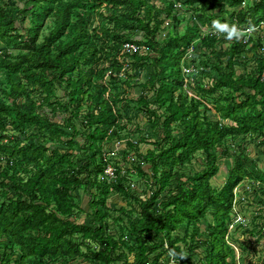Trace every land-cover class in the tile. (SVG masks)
<instances>
[{
    "label": "trees",
    "instance_id": "16d2710c",
    "mask_svg": "<svg viewBox=\"0 0 264 264\" xmlns=\"http://www.w3.org/2000/svg\"><path fill=\"white\" fill-rule=\"evenodd\" d=\"M194 17L257 27L264 0H0V264H236L235 189L264 194L243 147L264 154V30L248 47Z\"/></svg>",
    "mask_w": 264,
    "mask_h": 264
},
{
    "label": "rangeland",
    "instance_id": "374dc122",
    "mask_svg": "<svg viewBox=\"0 0 264 264\" xmlns=\"http://www.w3.org/2000/svg\"><path fill=\"white\" fill-rule=\"evenodd\" d=\"M157 3H159V1H157ZM187 16H192V11L189 10ZM187 16L186 18H188ZM183 27L184 26H180V30H183ZM241 39L244 40V37ZM13 52H16V50H13ZM248 66V71H251L252 65L249 63ZM243 69V67L239 68V73H242ZM138 75H140L141 82H143L146 79L145 77H147V73L145 72L143 74L138 72ZM101 82L102 81L100 80L99 83ZM140 91L141 89L139 87L135 88L134 95L138 96ZM132 117L134 118V123L136 126L140 125L143 127V123L140 122L139 116L136 115V112L132 114ZM134 130H136V127ZM240 142L241 141L238 140L236 144L238 145ZM243 147L246 155H248L250 158L258 160L259 166L264 169V154L262 153L261 148L257 147V145L252 142L243 143ZM152 148L153 145L150 144H143L141 146V150L145 153ZM114 156H117V154L115 153ZM120 161H123L122 157H120ZM219 164L220 172L218 176L212 180L214 186L223 185L225 178L227 177V172L233 164V158H221ZM119 165L120 167L123 166L124 168L127 166L125 162H120ZM258 189L259 185L256 184V186L253 188L251 187L249 181L242 182L235 189L238 199L241 198L245 200L243 205L238 204L235 207L234 212H236L235 214H238V216L235 219V223L230 225V234L228 236L231 246L236 251V264H264V203H260L258 201L260 198L264 200V194L258 192ZM109 202L113 206H127L126 202L117 194L113 195L109 199ZM259 217L261 218L259 219ZM257 223H259L262 227L256 228ZM184 228L185 227L179 231V234H184ZM78 264L86 263L81 261Z\"/></svg>",
    "mask_w": 264,
    "mask_h": 264
},
{
    "label": "built area",
    "instance_id": "2783aa9c",
    "mask_svg": "<svg viewBox=\"0 0 264 264\" xmlns=\"http://www.w3.org/2000/svg\"><path fill=\"white\" fill-rule=\"evenodd\" d=\"M244 4H243V7H244ZM173 7H174L176 13L179 14L181 17L187 16L189 8L187 6H185L184 4H182L181 2H175ZM194 20L197 22V24H199V21L196 17H194ZM247 29H249V28H247ZM247 29H245V30H247ZM250 29H251V31H247V34L244 36V41L249 44L248 47L252 46V44L250 42L251 39L261 37L260 32L264 30V23H262L261 25H259L257 27H251ZM199 30H200V34L202 35V37H216V38L220 37V33L214 31L212 27L202 26L199 24ZM256 34H257V36H256ZM202 37L196 39L190 45V47H189V49L185 55V61L184 62L188 61V64L187 65L185 64L183 66L182 71H183V74H184L187 82H193V80H194L191 75L196 71L197 67H195L194 64L190 63V60H192L194 54L198 53L199 43H200ZM123 49L125 50L126 53H128L130 55L141 52L140 46H138L136 43H126L124 45ZM263 51H264V48H263ZM125 65H126V67L128 66L127 63ZM123 73H122V76L126 77V75H124ZM259 78H260L261 83L264 84V59H263V70L260 73ZM105 173L110 179H117L118 178L116 168H114L111 165H109L107 167Z\"/></svg>",
    "mask_w": 264,
    "mask_h": 264
},
{
    "label": "clouds",
    "instance_id": "9594fccd",
    "mask_svg": "<svg viewBox=\"0 0 264 264\" xmlns=\"http://www.w3.org/2000/svg\"><path fill=\"white\" fill-rule=\"evenodd\" d=\"M212 28L214 31L223 34L224 38L228 41H231L233 39L240 40L247 34V31H251L250 28L247 30L241 29L236 24H230L228 22H221L219 19L212 21ZM169 255L173 257L178 255L181 260L187 259L186 254L184 253L177 254L175 253L174 249L170 250Z\"/></svg>",
    "mask_w": 264,
    "mask_h": 264
}]
</instances>
